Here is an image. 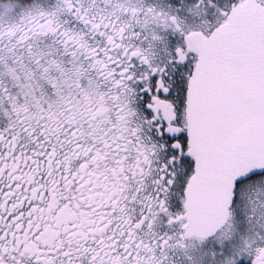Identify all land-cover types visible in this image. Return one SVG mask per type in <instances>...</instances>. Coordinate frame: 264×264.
<instances>
[{
    "label": "snow or ice",
    "instance_id": "obj_1",
    "mask_svg": "<svg viewBox=\"0 0 264 264\" xmlns=\"http://www.w3.org/2000/svg\"><path fill=\"white\" fill-rule=\"evenodd\" d=\"M0 264H264V0H0Z\"/></svg>",
    "mask_w": 264,
    "mask_h": 264
}]
</instances>
